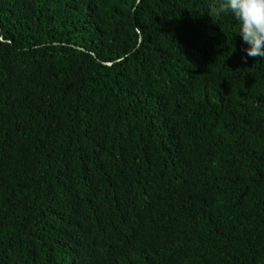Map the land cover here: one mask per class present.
Listing matches in <instances>:
<instances>
[{"label":"trees","instance_id":"16d2710c","mask_svg":"<svg viewBox=\"0 0 264 264\" xmlns=\"http://www.w3.org/2000/svg\"><path fill=\"white\" fill-rule=\"evenodd\" d=\"M222 0H0V264H264V59Z\"/></svg>","mask_w":264,"mask_h":264},{"label":"clouds","instance_id":"9594fccd","mask_svg":"<svg viewBox=\"0 0 264 264\" xmlns=\"http://www.w3.org/2000/svg\"><path fill=\"white\" fill-rule=\"evenodd\" d=\"M230 13L239 25L241 61L252 57L264 59V0H222L214 15Z\"/></svg>","mask_w":264,"mask_h":264}]
</instances>
